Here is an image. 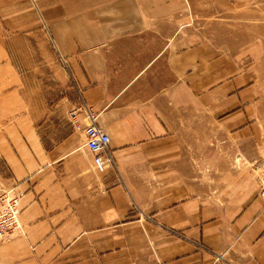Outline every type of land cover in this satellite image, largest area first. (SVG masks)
<instances>
[{
	"label": "crops",
	"instance_id": "crops-1",
	"mask_svg": "<svg viewBox=\"0 0 264 264\" xmlns=\"http://www.w3.org/2000/svg\"><path fill=\"white\" fill-rule=\"evenodd\" d=\"M219 23L264 40V0H0V187L22 190L0 264H264L263 85Z\"/></svg>",
	"mask_w": 264,
	"mask_h": 264
},
{
	"label": "built area",
	"instance_id": "built-area-1",
	"mask_svg": "<svg viewBox=\"0 0 264 264\" xmlns=\"http://www.w3.org/2000/svg\"><path fill=\"white\" fill-rule=\"evenodd\" d=\"M68 114L76 128L79 126V115H83L84 144L92 152L93 167L98 171H104L108 166L115 165L114 157L108 147L109 135L95 122L97 111L81 101L71 108ZM249 167L256 174L258 194L264 199V156L250 161ZM21 197L22 190L18 181L14 180L0 188V244L9 242L19 233Z\"/></svg>",
	"mask_w": 264,
	"mask_h": 264
},
{
	"label": "rangeland",
	"instance_id": "rangeland-1",
	"mask_svg": "<svg viewBox=\"0 0 264 264\" xmlns=\"http://www.w3.org/2000/svg\"><path fill=\"white\" fill-rule=\"evenodd\" d=\"M218 26H219V29L221 28L220 33H222V36L221 37L219 36V38H221V39H219V42L223 46L224 45L225 46L234 45L235 47H241L242 45H245V46H249L250 45V47H253L251 49L252 56H247V61L246 62H251V63L255 62L256 68L258 70L259 81H261V83L263 85V89L262 90L264 91V40H252V39L249 40L248 38H246V36L243 37V34H242L241 31H243L242 28L245 29V27H247V25L246 26H243L241 23H219ZM230 27H232V28H230ZM209 29H210V26H209ZM236 29H238V30L237 31H234V32H236L235 33V35H236V39L235 40L231 41V39L226 38L225 32H227V31L233 32L232 30H236ZM220 33H219V35H221ZM31 42H33L32 39H31ZM42 52H43V50H42ZM46 52H47V54L45 56L42 55L43 59L41 58V60H44L49 65V69H50L51 66L57 65L58 64V61H57L56 55L54 54L53 50L49 47V45L46 47ZM32 57H33V60L28 61L27 64L26 63H23V65H22L23 68H25L27 66L29 67V66H31L35 62L40 63V56L39 55H35V56H32ZM26 59H27V57L25 56V60ZM33 65L31 67H33ZM50 73H52V72L49 71L48 74H50ZM57 83L59 84L58 93H60V90H62L63 88H62V85L60 84V82H57ZM49 91L50 90H48V92ZM52 93L57 94V90H54ZM208 140H209V137L208 136L207 137L206 136H203L202 137V143H203V145L205 143H207ZM253 146L254 145H251V148H250L251 151H253L252 150L253 149ZM225 155H226V153L223 152V156H225ZM214 156H215V153H214ZM221 156H222V154L219 153L218 154V159L223 158ZM237 161H241V160L238 159L236 157V155H234L233 156V163L234 162L237 163ZM100 172H102V171H100ZM8 184H10V183H8ZM8 184H6V185H8ZM1 187H3V186H1ZM211 190L212 191L213 190L215 191V189H213V188H211Z\"/></svg>",
	"mask_w": 264,
	"mask_h": 264
}]
</instances>
